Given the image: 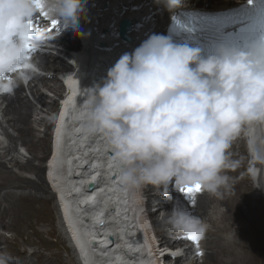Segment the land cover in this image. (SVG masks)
Segmentation results:
<instances>
[{
    "label": "bare ground",
    "instance_id": "6f19581e",
    "mask_svg": "<svg viewBox=\"0 0 264 264\" xmlns=\"http://www.w3.org/2000/svg\"><path fill=\"white\" fill-rule=\"evenodd\" d=\"M241 1L209 0L203 3V0H181L179 5L173 7L168 4V0H79L83 10L79 13L74 30L76 34L69 31L71 28H63L56 18L36 13L32 17L33 30H42L40 33L45 43H40L39 46L43 54L37 47L39 60L36 61V66L42 72L52 74L36 75L18 69L1 75V99L6 102V107L2 109L0 105V113L7 125L17 134L15 140L4 130V136L10 138L11 144L20 142L25 145L34 159L42 158L47 148L49 155L43 165L34 167L30 159H25V162L21 160L22 163L18 156L11 154L15 145L4 148L1 147V142L0 150L5 151L0 153V223L4 229L12 226L13 231L30 233L46 245L47 241L41 237L56 234L46 204L47 199L44 197L45 191H50L52 196L48 198L50 201L54 198L58 211L59 207L64 211L66 224L68 220L65 209L74 224V228L67 224L72 241L68 238L79 264H264V197L248 183L250 171L245 161L246 141H240L238 138L233 141L229 149L232 151L229 155L230 163L223 173L228 177V182L217 194L203 190L202 193L194 194V198H189L178 186L173 187V180L167 188L168 196L164 197L151 185L134 189L123 184L114 153L107 146L106 139L102 134L90 131L89 90L97 85L103 86L108 70L123 54L132 53L150 37L169 33L166 22L171 15H177L181 7L189 11H195L198 7H205V11L210 8L209 13L221 12L224 16ZM120 3L128 5L123 12L119 8ZM35 16L48 22L38 23L39 20L34 19ZM124 18H136L140 23V26L136 25L130 33L134 40H122L117 35V25ZM52 20L58 23L53 26ZM47 27L52 28L47 31ZM77 34L80 35L84 46L80 45L77 38V45L71 49L75 53L68 55L60 51L64 56L67 55L72 63L62 64L64 56L60 59L55 57L47 49V45L68 43L67 41L76 38ZM190 34L179 33L173 28L171 35L176 38L171 41L174 44H182ZM188 45L193 46L189 42ZM64 72L70 74L61 75ZM24 73L30 74V82L35 83L29 88L33 97L43 96L41 87H45L54 95L59 94L62 89L56 104L47 96L48 100L41 103L47 110L57 108L51 128L42 116L37 121V126L46 128L42 136L37 134L31 121L34 109L22 98L23 86L13 80L17 76L26 80ZM6 80H9V83H5ZM11 89L15 90L16 97L8 100L7 92ZM261 127L264 129V126L260 125L248 129L249 142L252 138L258 139L257 131H260ZM262 139L260 141H263ZM245 145L246 149L241 150ZM8 157L10 158L7 160ZM11 164L20 170L31 171L38 180L34 181L7 170V165ZM254 165L259 166L261 163L256 162ZM46 170L52 172L53 176L50 173L49 182L56 194L46 179ZM40 172L42 178L39 176ZM252 172L260 175L259 170ZM89 183L95 185L92 190H86ZM4 189L17 192L2 193ZM142 192L146 194L143 195ZM150 192L155 193L151 199L146 200V195H150ZM193 200L195 208L191 210ZM174 204L186 206L191 214L194 213L211 226L212 229L206 230L198 244L187 236L170 233L162 223L165 212H170ZM147 209L155 227L161 228L159 241L155 236L152 237L154 234L149 225ZM159 214H162L160 220L157 217ZM39 222L48 229H44V232L38 230ZM58 224L61 230L64 229L62 217H59ZM228 233L233 236L229 238ZM109 236L115 239L112 246L108 244ZM82 238L84 243L85 240L89 245L92 243V248L86 250L90 263L83 260L79 246ZM188 242L192 244L188 245ZM183 247L185 248L181 249ZM194 248H197V251L206 250L205 255L202 257L195 254ZM166 250H171V253L164 252ZM176 250L183 254L184 259L182 256L172 257V251ZM175 255H178L177 252L173 256ZM0 256L5 258L0 264H33L31 257L37 261L46 259L38 251L29 255L26 252H15L11 247L0 252ZM40 263L49 264V260H42Z\"/></svg>",
    "mask_w": 264,
    "mask_h": 264
},
{
    "label": "clouds",
    "instance_id": "9594fccd",
    "mask_svg": "<svg viewBox=\"0 0 264 264\" xmlns=\"http://www.w3.org/2000/svg\"><path fill=\"white\" fill-rule=\"evenodd\" d=\"M180 2L168 0L173 7ZM40 5L0 0V75L26 62L23 34L36 13L43 10L75 30L83 10L79 0H40ZM31 31V42L39 47L42 33ZM33 68L21 70L36 74ZM13 80L26 87L21 77ZM88 99L90 131L106 139L123 184L151 185L167 197L175 180L178 187L198 184L215 195L228 182L223 173L233 141L245 129L264 126V12L240 44L221 45L207 56L168 37H150L123 54L103 86L89 90ZM249 149L253 160L264 164V141L250 139ZM50 173L46 170L49 184ZM59 211L66 234L69 224ZM162 223L183 236L203 237L207 230L200 217L179 204L165 212Z\"/></svg>",
    "mask_w": 264,
    "mask_h": 264
},
{
    "label": "rangeland",
    "instance_id": "374dc122",
    "mask_svg": "<svg viewBox=\"0 0 264 264\" xmlns=\"http://www.w3.org/2000/svg\"><path fill=\"white\" fill-rule=\"evenodd\" d=\"M204 1L206 3L209 2V0H203V3H204ZM67 29H70V28H67ZM69 31H71L72 33L76 34L75 31L72 30V29H70ZM72 39H70V41H67L68 43L62 42V43L49 44V45H47V49L55 57H58L60 59L61 57L64 56L62 54V52H60V51H63V53H64L65 51H69V50H71L73 47H75L77 45V39L76 38H72ZM41 54H43V52H41ZM36 56L34 57V60H35L34 62L35 63H36V61L39 60L38 56L37 57ZM61 63L63 64L62 61H61ZM33 69L36 71V75L37 74H42V75H46V74L47 75H51L52 74V73L42 72L37 66H35ZM58 78H60V75H58ZM31 80H32V76L29 74L28 77L26 78V81H27L26 87L25 88L23 87L22 98H23V100L25 102L29 103L32 106V109L35 110V111L33 110V114H32L33 117L31 118V121H32L33 126L37 130V134L42 136L43 133L46 131V128L43 127V126H37V121L42 116L44 121H45V123L47 125H50V128H51L52 121H53V116H54L57 108L47 110V109H45L43 107V105L41 103L42 102H46L48 100L47 97H49V98H51L52 103L56 104L57 100L60 99V96L62 94V89H60L61 91H60L59 94L54 95L51 91H48V89H46L45 87H41L40 90H41V92H43V96H38L37 95L38 98L37 97H33L32 94L30 93L29 88H30V86L32 87L35 83L34 82L31 83L30 82ZM15 93L16 92H15L14 89H13V92H11V90H9V92H7V99L8 100H13L16 97ZM2 95L3 94L0 95V105L2 106L1 108L4 109V107H6V102L1 99ZM0 128H1L0 129V144H1V142L3 144V145L1 144V147L8 148V147H10L12 145H15V150L11 151L12 152L11 154L15 155L16 157L18 156L20 162H22V161L25 162V159H30L32 161L34 167H39V166L43 165L44 162L47 160L48 155H49V148H47V150H45V153L42 155L43 156L42 158L34 159L32 153L27 149V147H25V145L21 144L20 142H17L15 144H11L12 142H11L10 138L8 139L6 137V135L4 136V130H5V132L8 135H11L15 140L17 138V134H16L14 129H12L11 127H9L7 125L3 115L1 113H0ZM48 132H50V130H48ZM257 132H258V140L260 141V139L263 138L262 140L264 141V129L261 127L260 131H257ZM49 135H50V133H49ZM238 140L245 142L246 141V132L242 131L241 134L238 136ZM48 144L50 145V143H48ZM245 149H246V145H245V148H243V147L241 148V150H243V151ZM247 150L250 151L249 145L247 146ZM4 151L5 150H0V153H4ZM231 152L232 151L229 150V155L231 154ZM245 154H246L245 161H246L247 167L249 168V171H250L249 172V176L250 177H249V180H248L249 182L248 183L251 185L252 188H255L256 191L258 190L260 192V194H262V196L264 197V186H263L264 185V164H261L259 166L258 165H254V163H256L257 161L253 160L252 155L248 154V152H246V150H245ZM9 158L10 157H8L7 160ZM255 169L259 170L260 175L256 176V179L253 181L252 179H250L251 178V171H254ZM7 170L12 171V172L17 173V174H20V175H22V176H24L26 178H30L31 180H34V181L38 180V178L36 179L37 176L34 173H32L31 171L20 170V169H18L17 166H14L12 164L11 165H7ZM39 176L42 178V173L41 172L39 173ZM3 188H6V187H3ZM6 191L17 192V191H15L13 189H9V190L8 189H4V190H2V193L6 192ZM150 191H151V189H150ZM158 191H160V190L158 189ZM169 191H170V189H169ZM202 191H203V189L199 193H202ZM173 192L176 193V190L174 189ZM154 193L150 192L151 196L150 195H146L145 199L146 200L151 199L152 196L154 195ZM142 194L144 195L146 193L142 192ZM51 196L52 195L50 194V191H48V192L45 191L44 197L47 199V203L46 204H47V207H48L49 212H50V216H51V219H52V224H53V226L56 229V234L54 236L53 235H50V236L49 235H47V236L45 235L44 237H41L44 240H46L48 243L46 242V245H45L43 241L41 242L39 239L35 238L34 235H31L30 233H24V234L17 233L16 232L17 230L13 231L14 229L12 228V226L10 228H7L9 230H7L6 228H5L6 229L5 230L4 227L0 223V252H3L5 250L7 251L8 247H11L12 250H14L15 252H26L29 255H31L33 252H37L38 251L46 259L49 260V264H79V262L77 260V257H76V254L74 253V251L72 250V248L70 246L68 237L65 234V232H63L64 229L62 228V230H63L62 231L59 228L60 226H59L58 223H59V217H61V216H59L58 206H57V203H55V201L53 200L54 198L51 201L49 200L48 197H51ZM193 203L195 204V200H193L191 205ZM193 205L191 207V210H194V208H195V205L194 206ZM184 208L187 209L186 206H184ZM192 215H194V213ZM157 217L160 220L162 218V214L157 215ZM148 219H149L148 221H149L150 225L151 226L153 225V230L154 231L152 230V233L153 234L155 233V235H152V237L155 236V238L158 239V241H159L160 240L159 235H160L161 228H159V227L156 228L155 227V225H154L153 221L151 220V218L149 217V215H148ZM42 224H43L42 222H39L37 229L42 231V232H44L48 228L45 229ZM204 224L207 226L208 230L212 229L209 224L208 225H207V223H204ZM231 235L232 234L228 233V237L229 238L233 236V235L232 236ZM201 238H199V240H201ZM190 244H192V243L188 242V245H190ZM199 247H197V248H199ZM184 248L185 247H183L181 249H184ZM197 248H194L195 249V254H197V255L200 254L203 257L205 255V253H206V250L201 249V250L197 251ZM161 251H163V250H161ZM164 252L171 253V250H166ZM176 252H177L178 255L173 256L174 254H176ZM172 254H173L172 257L182 256V259H184L183 254L179 253L178 250H176L174 252L172 251ZM4 259L5 258L3 256H0V263L3 262ZM46 259L42 258V259H38V261H37L35 258L31 257V260H32L31 262L33 264H43V263H40V262L42 260H46ZM64 260H65V262H64Z\"/></svg>",
    "mask_w": 264,
    "mask_h": 264
},
{
    "label": "snow or ice",
    "instance_id": "6c2138e0",
    "mask_svg": "<svg viewBox=\"0 0 264 264\" xmlns=\"http://www.w3.org/2000/svg\"><path fill=\"white\" fill-rule=\"evenodd\" d=\"M35 3L37 4L38 7H40L42 9V5H40V0H35ZM249 3H252V0H249ZM42 16H47V13L44 12L43 10H41L39 12ZM52 25L55 26L58 21L56 20H52L51 21ZM33 29V20L32 17L27 21V30L25 31V33L23 34V37L25 39V55L23 57V61H27L29 59L28 53L30 52H35L37 50V47H35L33 45V43L31 42L32 39V30ZM0 63H2V61H0ZM24 63H20L17 64L14 68L9 69V71H17L19 67H21ZM180 190L182 192H184L189 198L194 197V194L199 193L202 188L200 185H192V186H179ZM187 238L189 240H192L194 242H196L197 244L199 243V236H187Z\"/></svg>",
    "mask_w": 264,
    "mask_h": 264
},
{
    "label": "water",
    "instance_id": "95a60500",
    "mask_svg": "<svg viewBox=\"0 0 264 264\" xmlns=\"http://www.w3.org/2000/svg\"><path fill=\"white\" fill-rule=\"evenodd\" d=\"M122 5L124 7L128 6L126 3H122ZM136 23H138V21L136 19H133V20L128 19V18L122 19L119 22V24L117 25V29H118L117 35H118V37L120 39L126 40V41L133 40V37L131 36L130 33L132 32V30L134 29V27H136ZM104 32H106V31H104ZM87 187H88V189L92 190L95 187V185H93L92 183H89L87 185ZM65 211H67L66 213H67V220H68L69 225L72 228H74V224H73V222H72V220L70 218V215H69L68 210L65 209ZM64 216H65V213H64ZM108 239L110 241V244H112V241L113 240L110 237ZM79 244H80L79 245L80 246V249H82L81 252L83 253V258H84L83 260H84V262L85 263H90L89 256H87L88 254L86 252L87 248L88 247L90 248V245L88 244L87 240H85V243H84L83 238L81 239V242Z\"/></svg>",
    "mask_w": 264,
    "mask_h": 264
}]
</instances>
